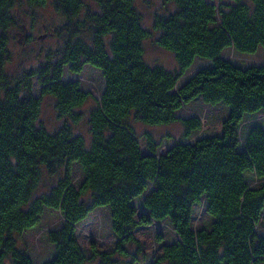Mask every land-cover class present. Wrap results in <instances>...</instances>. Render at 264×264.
Masks as SVG:
<instances>
[{
    "label": "trees",
    "instance_id": "trees-1",
    "mask_svg": "<svg viewBox=\"0 0 264 264\" xmlns=\"http://www.w3.org/2000/svg\"><path fill=\"white\" fill-rule=\"evenodd\" d=\"M227 1L163 0L151 28L174 57L168 70L144 60L150 32L134 0H0V264H33L17 241L45 210L63 222L48 232L54 253L42 264H140L133 231L162 222L176 240L146 264H264V123L251 121L264 114V65L221 58L264 50V0ZM47 8L61 20L45 28L58 44L36 66L11 71V45L36 39L25 17ZM198 59L210 65L180 83ZM85 66L100 72L98 100L65 79ZM45 96L64 118L54 132L39 121ZM196 99L226 110L218 133H203L198 116L178 117ZM83 120L88 143L72 130ZM174 122L184 135L172 143L133 126ZM198 206L206 226L193 224ZM96 208L109 214L110 252L77 239V224Z\"/></svg>",
    "mask_w": 264,
    "mask_h": 264
},
{
    "label": "rangeland",
    "instance_id": "rangeland-1",
    "mask_svg": "<svg viewBox=\"0 0 264 264\" xmlns=\"http://www.w3.org/2000/svg\"><path fill=\"white\" fill-rule=\"evenodd\" d=\"M86 1V0H84ZM210 4L218 6L220 3L227 0H208ZM163 0H134V4L142 16L143 27L150 32V37L143 43L144 60L148 65L159 66L168 70L175 69L174 57L168 51L158 47L155 44L157 33L152 31L151 25L155 13L162 12ZM26 28L34 27L31 34L34 38L32 43L27 47L20 46L18 42L13 43L11 50V63L9 69L15 71L21 68L36 66L40 61L39 55L43 53L44 48H54L58 42L56 38L46 35L45 28L52 32L53 27L61 23L60 18L55 13L47 8L44 11L28 13L25 17ZM45 34V35H44ZM221 58L228 60L237 66L264 65V50L258 49L253 55L239 54L232 49L225 50ZM210 61L198 59L194 62L188 73L181 79L180 83L191 76L196 70L207 67ZM66 80H78L81 88L92 94L94 100H98L103 90V81L100 72L89 66H85L78 75L65 73ZM34 91L39 95L38 86L34 80ZM94 103L89 100L85 105L86 109ZM179 118H190L198 116L202 122V131L205 134L218 133L220 125L226 116V110L218 106H207L201 100H194L191 103L182 107L178 113ZM40 123L49 132L56 131L64 121V118L58 117L54 108V100L48 96L41 98V113L39 118ZM252 122H263L264 114H259L251 120ZM137 135L144 133L151 134L155 140L166 141L172 143L183 139V126L180 122L170 123L163 126H145L140 123L133 124ZM73 133L81 135L86 143L89 142L88 126L83 120L78 125L72 127ZM195 135L192 136L193 140ZM165 143V142H164ZM163 146L161 149H163ZM79 178L76 175L74 182ZM47 184V183H46ZM45 186L40 189L42 192ZM39 191V192H40ZM138 214H142L143 210L139 205V201L134 203ZM204 209L201 206L195 207L193 224L195 227L206 226L208 222L207 216L204 214ZM63 219L60 212L55 210H45L40 218V222L33 228L23 232L18 238V247L25 251L31 258L33 264H42L51 259L54 253L53 245L48 241V232L60 227ZM135 238L140 243V249L143 253L140 256V264H146L148 260L159 253L160 247L164 243L173 242L176 236L166 222L160 224H152L149 226H140L133 231ZM76 235L79 244L84 250H88L91 245H95L98 251L110 252L113 249L115 237L110 228L109 214L105 208H96L87 217L79 222L76 226ZM144 256V257H143Z\"/></svg>",
    "mask_w": 264,
    "mask_h": 264
}]
</instances>
